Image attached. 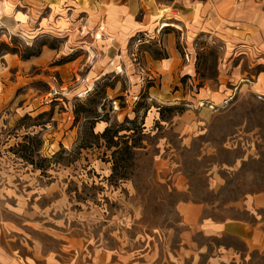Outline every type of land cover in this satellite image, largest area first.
I'll return each instance as SVG.
<instances>
[{"label":"rangeland","instance_id":"374dc122","mask_svg":"<svg viewBox=\"0 0 264 264\" xmlns=\"http://www.w3.org/2000/svg\"><path fill=\"white\" fill-rule=\"evenodd\" d=\"M76 2L0 0V264H235L228 249L264 264L263 248L202 228L264 229V54L166 20L108 54ZM122 123L140 147L114 171L94 134ZM28 133L43 168L18 157Z\"/></svg>","mask_w":264,"mask_h":264},{"label":"crops","instance_id":"0c3cea01","mask_svg":"<svg viewBox=\"0 0 264 264\" xmlns=\"http://www.w3.org/2000/svg\"><path fill=\"white\" fill-rule=\"evenodd\" d=\"M61 1L74 10V5L68 3L72 0ZM78 4L89 12L93 22L101 23L97 29L101 28L103 36L110 39L108 54L119 53L137 33L155 28L162 20L182 28L186 38L215 34L223 37L227 49L231 45L238 54H264V0H79ZM170 49L175 53L173 45ZM154 67L162 70L168 84L172 75L169 65L155 61ZM252 85L264 95V72ZM202 228L209 237L229 234L247 247L264 249V229L245 220H207ZM228 250H233L235 264L246 259L238 250Z\"/></svg>","mask_w":264,"mask_h":264},{"label":"trees","instance_id":"16d2710c","mask_svg":"<svg viewBox=\"0 0 264 264\" xmlns=\"http://www.w3.org/2000/svg\"><path fill=\"white\" fill-rule=\"evenodd\" d=\"M201 76L202 78H207L204 73H202ZM169 109H173V107H170ZM127 122L131 121L127 119ZM124 126V123L120 124L119 129L117 130H113L111 127H108L101 135L93 133L96 138L104 139L109 148H114V171H118L119 167L123 165V162L127 159L126 155L133 156L134 151L140 147L136 141H132V143H129L128 134L120 135L121 131L133 130V132L135 133L134 128H128ZM115 138L118 139L115 140ZM122 141H124L123 144ZM42 144L43 140L38 135H31L29 133L26 134L25 136H23V140L17 143L20 149L25 152L23 155H18V157L26 160L27 163L33 165L35 168H43L42 162L48 158H44L41 156L40 147L42 146Z\"/></svg>","mask_w":264,"mask_h":264},{"label":"bare ground","instance_id":"6f19581e","mask_svg":"<svg viewBox=\"0 0 264 264\" xmlns=\"http://www.w3.org/2000/svg\"><path fill=\"white\" fill-rule=\"evenodd\" d=\"M167 25H175V24L174 23H169V22H163L162 27H165Z\"/></svg>","mask_w":264,"mask_h":264}]
</instances>
